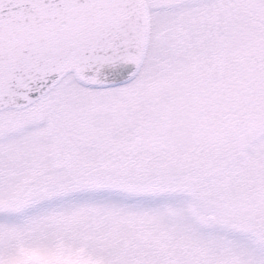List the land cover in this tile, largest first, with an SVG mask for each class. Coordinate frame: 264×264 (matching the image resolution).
<instances>
[{
  "label": "snow or ice",
  "instance_id": "obj_1",
  "mask_svg": "<svg viewBox=\"0 0 264 264\" xmlns=\"http://www.w3.org/2000/svg\"><path fill=\"white\" fill-rule=\"evenodd\" d=\"M0 264H264V0H0Z\"/></svg>",
  "mask_w": 264,
  "mask_h": 264
}]
</instances>
